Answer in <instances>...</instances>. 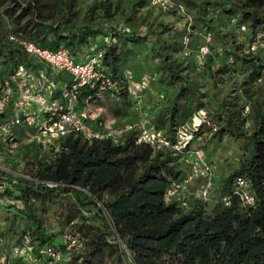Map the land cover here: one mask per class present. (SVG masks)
<instances>
[{"label":"trees","instance_id":"16d2710c","mask_svg":"<svg viewBox=\"0 0 264 264\" xmlns=\"http://www.w3.org/2000/svg\"><path fill=\"white\" fill-rule=\"evenodd\" d=\"M169 1L175 12L184 9L182 15H191L194 23L163 36L154 29L134 30L127 21L124 30L112 25L120 18L107 0L91 5L83 17L77 0H0L1 81L19 63L35 64L12 36L52 50L65 47L76 60L100 48V71L119 87L106 88L100 99L98 86L84 87L82 102L91 96L102 108L104 99H112L116 111L126 113L137 104L129 85L139 84L141 115L172 142L178 128L194 116L204 119L183 153L138 143L139 128L119 142L72 133L43 154L32 141L19 155V165L30 168L29 174L0 170L3 197L19 203L11 216L7 211L0 216L2 264H27L12 255L25 238L38 264L44 263L48 247L63 253L59 264H264V50L247 47L264 33V0ZM99 9L104 13L96 14ZM223 17L229 18L232 30L219 27L216 20ZM240 24L247 31H240ZM190 29L203 31V59L186 73L177 53L189 54ZM129 43L137 48L148 44V52L158 59L156 72L129 73L128 60L140 50ZM206 45L210 51L205 53ZM197 72L204 74L203 83ZM223 133L238 142V163L219 176L214 172L209 199L199 194L202 177L168 197L173 183L191 171L188 150L202 148L213 166L212 146ZM240 176L249 183L254 205H244L233 193ZM225 196L231 198L228 205ZM67 235L78 242L71 249Z\"/></svg>","mask_w":264,"mask_h":264},{"label":"built area","instance_id":"2783aa9c","mask_svg":"<svg viewBox=\"0 0 264 264\" xmlns=\"http://www.w3.org/2000/svg\"><path fill=\"white\" fill-rule=\"evenodd\" d=\"M154 7H172L169 0H151ZM240 31H247L245 24H240ZM23 46L25 51L34 57L35 64H42L45 68L19 63L13 73L4 80H0V150H21V138L16 132L17 127L33 129L30 141L36 142L44 148L59 146L60 140L72 133H81L87 139L111 138L119 142L123 135L139 128L136 135L138 143L150 144L155 149L171 147L177 152L187 148L193 138L194 131L198 130L204 119L201 115L194 116L191 123L185 124L176 131V141L172 142L164 132L151 123L147 117L141 121L130 123L115 129H105L98 112L101 107L95 106L89 96L83 102L80 99L81 89L84 87L96 88L97 97L102 98L106 88L118 89L117 83L104 78L100 71V62L104 51L94 48L82 60H76L65 47L52 50L40 47L33 42L11 37ZM206 41H211V36L206 35ZM251 52L264 50V33H259L247 43ZM209 52V46L203 48ZM48 69V70H47ZM142 86L132 82L129 91L137 99L136 108L142 107ZM164 95L161 94L160 98ZM82 103V105H80ZM249 106L245 107L248 112ZM191 171L182 182H174L167 190V196L172 197L187 190L196 178L202 177L205 184L199 190L200 196L208 200L214 177V167L207 161L202 148L188 150ZM50 186L55 183L48 182ZM244 205H254L255 197L251 192L248 181L237 177L233 189ZM223 201L228 205L231 198L225 196ZM185 203V202H184ZM67 248L71 249L78 244L72 235H67ZM43 264H59L64 255L59 250L48 247L44 251ZM13 256L22 257L27 264H38L33 254V246L29 239L13 248ZM3 258L0 257V264Z\"/></svg>","mask_w":264,"mask_h":264},{"label":"rangeland","instance_id":"374dc122","mask_svg":"<svg viewBox=\"0 0 264 264\" xmlns=\"http://www.w3.org/2000/svg\"><path fill=\"white\" fill-rule=\"evenodd\" d=\"M105 0H77V4L80 10V17L87 12L89 7L93 4H99L100 2ZM111 4L112 11H114L120 21H114L112 25L117 26L119 29L124 30V22H129L134 30H149L154 29L158 32H161L163 36L173 33L176 29H182L186 25L193 24L194 20L191 15L185 14L182 15L184 9L180 12H175L172 7H164L158 8L149 5L148 0L140 1V0H107ZM139 1V2H138ZM182 12V13H181ZM95 13H104L103 10H96ZM217 24L223 31L232 30L233 26L229 20V18L223 17L216 20ZM191 32L193 31L190 29ZM193 33V32H192ZM152 40V37H149L148 42ZM187 41V40H186ZM190 52L188 55H185L184 52L177 53V56L182 61L183 65L187 68L186 73L192 71L190 65L196 64L198 58L203 59L200 54L201 46L204 44L203 31L200 33H193L190 37ZM129 47L138 50L137 56H134L133 59L128 60V68L129 73L133 75H150L157 71L158 69V59L154 58L149 51L148 44H143L141 48H137L135 45L131 43L128 44ZM129 55V54H128ZM127 55V56H128ZM200 68H197L196 71H199ZM202 71V70H201ZM199 75L200 81L203 83L204 74L201 72H197ZM202 89H206L205 87ZM105 106H102L101 109L98 110L100 116L103 118L101 121L103 122L105 129H115L121 126L128 125L130 123H135L141 121L142 115L139 108L128 109L126 113H118L115 109L114 100L112 99H104L103 100ZM247 127L250 125L247 124ZM16 132L19 135H26L25 137H21V150H9L3 149L0 150V170L4 172H14V173H30V168H27L26 165H19L20 161V153L28 150L30 143V138L33 136V129L29 127H17ZM214 152L211 156V163H213L215 175L219 176L222 172L227 170L233 165H236L237 162V152L239 151L238 142L231 137L228 133H223L222 139L218 144H214L212 146ZM47 148L41 146L40 154H43ZM211 148L207 149V154L209 157V152ZM239 153V152H238ZM5 175V174H4ZM201 181H199V185ZM3 188V187H2ZM2 188H0V216H5L4 212L7 211V215L11 216L15 210L17 209V202H11L7 196L3 197L4 192H2ZM4 213V214H3ZM1 248V246H0Z\"/></svg>","mask_w":264,"mask_h":264},{"label":"crops","instance_id":"0c3cea01","mask_svg":"<svg viewBox=\"0 0 264 264\" xmlns=\"http://www.w3.org/2000/svg\"><path fill=\"white\" fill-rule=\"evenodd\" d=\"M128 109H134V108H128ZM141 117H142V119H144V114H143ZM142 119H141V120H142Z\"/></svg>","mask_w":264,"mask_h":264}]
</instances>
